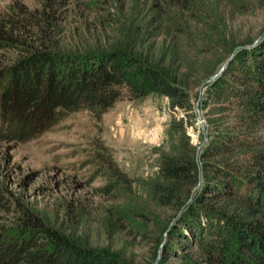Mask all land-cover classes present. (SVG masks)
I'll list each match as a JSON object with an SVG mask.
<instances>
[{
	"label": "trees",
	"instance_id": "obj_1",
	"mask_svg": "<svg viewBox=\"0 0 264 264\" xmlns=\"http://www.w3.org/2000/svg\"><path fill=\"white\" fill-rule=\"evenodd\" d=\"M146 1L153 12L148 18H98L93 28L102 37L97 31L92 38L63 35L67 0H41L33 8L16 2L17 9L2 12L0 51L14 54L0 63V136L31 140L71 112L87 109L100 117L116 99L150 91L187 112L189 92L182 82L187 76L208 78L222 65L213 83L229 75L226 90L238 108L235 126L264 125V22L251 32L242 20L251 11L264 13V0ZM145 41L153 55L144 52ZM165 134L167 151L149 179L128 175L112 153L99 151L107 177L102 190L138 186L150 202L180 208L167 235L183 238L194 250L182 253L185 264H264V168L243 182L237 164L206 159L263 145L261 134H216L203 151L210 170L196 189L195 147L184 116H173ZM254 155V161H264V151ZM28 217L4 231L0 264H126Z\"/></svg>",
	"mask_w": 264,
	"mask_h": 264
},
{
	"label": "rangeland",
	"instance_id": "obj_2",
	"mask_svg": "<svg viewBox=\"0 0 264 264\" xmlns=\"http://www.w3.org/2000/svg\"><path fill=\"white\" fill-rule=\"evenodd\" d=\"M40 1L0 0V14L10 6L17 9L16 2L33 8ZM67 1L69 8L61 14L68 17V24L62 25L63 35L67 36L78 33L92 38L98 32L101 35L93 28L98 18L113 17L118 21L131 18L139 22L153 13L145 0ZM250 13L242 20L253 32L258 29V22H264V13ZM78 19L87 26L77 27ZM69 27L71 31H67ZM142 47L145 53L154 54L150 42H143ZM13 54L9 50L0 51V63ZM158 56L161 58V52ZM208 78L187 76L182 82L189 92L187 112L172 109L166 96L150 91L138 98L116 99L100 117L87 109L71 112L31 140L15 141L0 136V239L19 217L29 216L126 264H185L182 253L191 255L194 250L183 238L167 235L181 209L150 202L138 186L132 185V190L121 186L105 193L102 188L107 177L99 151L112 153L117 165L128 175L152 178L160 156L167 151L165 128L173 116L183 115L195 147L199 173L195 189L201 187L210 170L203 163V151L216 134L256 131L264 139V125L235 126L238 108L226 90L229 75L214 83L217 76ZM260 150L264 151V143L234 148L206 159L237 164L240 167L237 176L244 182L264 168L263 160L254 161V154Z\"/></svg>",
	"mask_w": 264,
	"mask_h": 264
},
{
	"label": "water",
	"instance_id": "obj_3",
	"mask_svg": "<svg viewBox=\"0 0 264 264\" xmlns=\"http://www.w3.org/2000/svg\"><path fill=\"white\" fill-rule=\"evenodd\" d=\"M230 58H231V56H229V57L227 58V60L225 61V63H226ZM223 66H224V65H222L216 73H214L213 75H211V76L208 78V80H212V79H214V78H215V77L221 72V70L223 69Z\"/></svg>",
	"mask_w": 264,
	"mask_h": 264
}]
</instances>
